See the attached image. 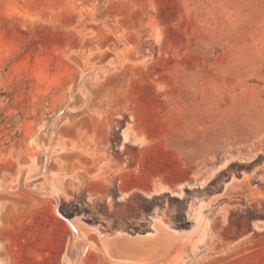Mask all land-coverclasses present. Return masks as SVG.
Here are the masks:
<instances>
[{
    "label": "rangeland",
    "instance_id": "obj_1",
    "mask_svg": "<svg viewBox=\"0 0 264 264\" xmlns=\"http://www.w3.org/2000/svg\"><path fill=\"white\" fill-rule=\"evenodd\" d=\"M64 215L79 264H264V0H0V264H77Z\"/></svg>",
    "mask_w": 264,
    "mask_h": 264
},
{
    "label": "bare ground",
    "instance_id": "obj_2",
    "mask_svg": "<svg viewBox=\"0 0 264 264\" xmlns=\"http://www.w3.org/2000/svg\"><path fill=\"white\" fill-rule=\"evenodd\" d=\"M237 182H239L240 184H242V180L239 179V178H233L226 186V188H228V186L232 187V188H237V187H242L244 188L245 186H240L237 184ZM228 190V189H227ZM233 190V189H232ZM247 190V189H246ZM252 190V189H251ZM245 191V190H244ZM230 192V190H229ZM225 193V192H224ZM227 193V192H226ZM255 193V192H254ZM247 197H251L253 196V193L252 192H248V190L244 193ZM222 195V194H221ZM259 195V194H258ZM209 204V203H208ZM207 204V205H208ZM190 208V217L193 219L194 221V225H193V229L194 230H197V228L201 225L203 219L205 218V215H204V208H206V205L204 203H201V204H195L193 203L191 205ZM159 212H155L152 216L153 218V227H154V231H149L147 233H137L135 235H131L127 232H124V231H120L118 232L115 236L111 235V236H107L105 233L103 234V238L106 242V247L109 251V253L111 255H115L117 254V250L118 248L116 247L115 245V242H114V238H118L119 240H116V241H119L120 243H125V248L126 247H130L133 249V247H136L137 250L134 248V250H136V252H139V249L138 248H141L142 247V250L144 249L145 246H154V247H158L161 249V251H165V249L167 248H171V246H173V243L175 240H177L178 238L180 237H187L189 235V233L191 231H183V230H179V229H176V228H173L172 226H170L168 223H166L163 219H162V216H160V214H158ZM69 223V221H67ZM70 222H72L73 226L69 223L70 227L73 229L74 231V235H75V238H81V239H84L86 242H87V245H85L83 247V250L81 251V254L79 255V258H78V261H77V264L80 263V261L82 260V258L84 257V255L86 254L87 252V249L89 248L88 247V242L87 241V236H88V228L90 227H87L82 221H80L79 219L77 218H71ZM88 225V224H87ZM91 226V225H90ZM192 229V230H193ZM92 230V229H91ZM185 230V229H184ZM194 232V231H193ZM198 232V231H197ZM192 233V232H191ZM196 234V233H195ZM192 236V234H191ZM148 237H151L150 240H148ZM112 238V240H111ZM119 244V243H118ZM123 245V244H121ZM119 246V245H118ZM151 246V247H152ZM124 248V247H123ZM153 248V247H152ZM132 249L130 251H132ZM148 249H151L150 247H148ZM159 249V250H160ZM122 250V249H121ZM127 250V248H126ZM140 250V251H142ZM147 250V248L145 247V249L143 250V252H145ZM159 251V252H161ZM135 252V254L133 253V255H137ZM142 252V253H143ZM148 252H151V251H148ZM148 252H145L146 254ZM141 253V252H140ZM139 253V254H140ZM141 253V254H142ZM119 254V253H118ZM126 254V253H125ZM151 254V253H150ZM132 255V254H131ZM145 255V254H144ZM148 255V254H147ZM125 256V255H124ZM146 256V255H145ZM116 257V256H115ZM120 256H118L119 258ZM127 257V255L125 256ZM136 258V257H135ZM146 258V257H145ZM123 259H125L123 257ZM142 259V258H141ZM148 259H151V258H148ZM147 259V260H148ZM161 259V258H160ZM126 260H128L126 258ZM134 261H139V259H135Z\"/></svg>",
    "mask_w": 264,
    "mask_h": 264
},
{
    "label": "water",
    "instance_id": "obj_3",
    "mask_svg": "<svg viewBox=\"0 0 264 264\" xmlns=\"http://www.w3.org/2000/svg\"><path fill=\"white\" fill-rule=\"evenodd\" d=\"M231 188H232V187H229V190H231ZM64 217H65V216H64ZM71 218H72V217H65V219H66L67 221H69V223L73 226L72 222H70ZM73 227H74V226H73Z\"/></svg>",
    "mask_w": 264,
    "mask_h": 264
},
{
    "label": "trees",
    "instance_id": "obj_4",
    "mask_svg": "<svg viewBox=\"0 0 264 264\" xmlns=\"http://www.w3.org/2000/svg\"><path fill=\"white\" fill-rule=\"evenodd\" d=\"M65 216V215H64Z\"/></svg>",
    "mask_w": 264,
    "mask_h": 264
}]
</instances>
